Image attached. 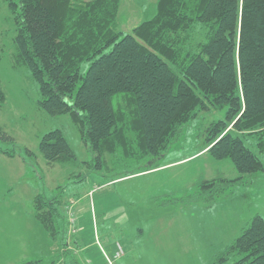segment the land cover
<instances>
[{"label": "trees", "instance_id": "obj_1", "mask_svg": "<svg viewBox=\"0 0 264 264\" xmlns=\"http://www.w3.org/2000/svg\"><path fill=\"white\" fill-rule=\"evenodd\" d=\"M0 2L11 16L13 67L38 85L39 110L68 115L99 161L105 152L158 158L197 113L225 107L202 151L238 176L203 182L188 203L264 170V0H156L154 15L130 34L118 28L121 0ZM4 103L0 87V110ZM38 151L51 163L75 159L59 129L41 137ZM58 203L41 194L32 202L51 238ZM248 223L217 263L264 264V219Z\"/></svg>", "mask_w": 264, "mask_h": 264}, {"label": "rangeland", "instance_id": "obj_2", "mask_svg": "<svg viewBox=\"0 0 264 264\" xmlns=\"http://www.w3.org/2000/svg\"><path fill=\"white\" fill-rule=\"evenodd\" d=\"M155 3L121 0L119 30L130 34L154 15ZM12 37L11 16L0 2V87L5 94L0 110V204L7 206V217L28 212L40 194L59 201L50 240L68 251L66 264H228L237 259L217 263L254 215L264 219V170L243 176L213 200L187 201L200 193L203 182L238 176L229 161L199 153L207 128L223 120L225 107L197 113L158 158L140 159L137 153L127 160L105 152L99 161L68 115L39 110L38 85L25 68L13 67ZM87 68L83 63L81 74ZM56 129L74 155L68 164L51 163L38 151L41 137ZM260 159L264 165V154ZM7 183L13 184L10 191L5 190ZM10 202L19 207L11 210ZM114 245L113 256H103Z\"/></svg>", "mask_w": 264, "mask_h": 264}, {"label": "crops", "instance_id": "obj_3", "mask_svg": "<svg viewBox=\"0 0 264 264\" xmlns=\"http://www.w3.org/2000/svg\"><path fill=\"white\" fill-rule=\"evenodd\" d=\"M201 152L204 154L205 150H201L199 153ZM19 175L20 172L16 176ZM12 186V183H7L5 185V190L10 191ZM9 206L11 210H14L19 207V203L10 202ZM6 208L7 206H5V204H0L1 264H27L32 262L34 264H44V262H46V264L67 263L66 255L68 256V251L63 248V245H55L54 241L50 240L51 237L43 231L42 227L35 219L33 208L31 206L26 213H9L8 217L5 214ZM7 220L13 221V224L8 223ZM5 222L7 223L3 225ZM10 224L12 226L11 228H9ZM41 242L43 243V246L39 245ZM113 248L110 254L104 252L103 256H113L112 252L115 251V245ZM121 260L122 259H119L116 262Z\"/></svg>", "mask_w": 264, "mask_h": 264}, {"label": "built area", "instance_id": "obj_4", "mask_svg": "<svg viewBox=\"0 0 264 264\" xmlns=\"http://www.w3.org/2000/svg\"><path fill=\"white\" fill-rule=\"evenodd\" d=\"M122 249H121V246L119 245L118 247H117V254H123V252L121 251Z\"/></svg>", "mask_w": 264, "mask_h": 264}]
</instances>
